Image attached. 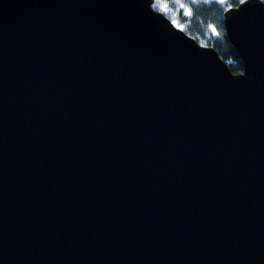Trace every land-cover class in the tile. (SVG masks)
<instances>
[{"label":"water","instance_id":"1","mask_svg":"<svg viewBox=\"0 0 264 264\" xmlns=\"http://www.w3.org/2000/svg\"><path fill=\"white\" fill-rule=\"evenodd\" d=\"M153 5L0 0V264H264V2Z\"/></svg>","mask_w":264,"mask_h":264},{"label":"trees","instance_id":"2","mask_svg":"<svg viewBox=\"0 0 264 264\" xmlns=\"http://www.w3.org/2000/svg\"><path fill=\"white\" fill-rule=\"evenodd\" d=\"M246 0H153V7L202 46L215 49L232 73L243 71V62L226 36L224 13ZM264 2V0H262Z\"/></svg>","mask_w":264,"mask_h":264},{"label":"rangeland","instance_id":"3","mask_svg":"<svg viewBox=\"0 0 264 264\" xmlns=\"http://www.w3.org/2000/svg\"><path fill=\"white\" fill-rule=\"evenodd\" d=\"M219 1H224V0H219Z\"/></svg>","mask_w":264,"mask_h":264}]
</instances>
